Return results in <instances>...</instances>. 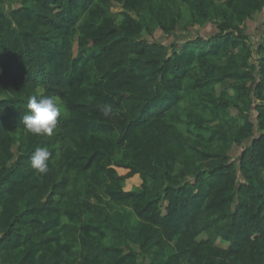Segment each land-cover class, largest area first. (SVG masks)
Listing matches in <instances>:
<instances>
[{
	"label": "trees",
	"instance_id": "obj_1",
	"mask_svg": "<svg viewBox=\"0 0 264 264\" xmlns=\"http://www.w3.org/2000/svg\"><path fill=\"white\" fill-rule=\"evenodd\" d=\"M260 14L264 0H0V264H264ZM33 95L61 106L52 136L21 122Z\"/></svg>",
	"mask_w": 264,
	"mask_h": 264
},
{
	"label": "clouds",
	"instance_id": "obj_2",
	"mask_svg": "<svg viewBox=\"0 0 264 264\" xmlns=\"http://www.w3.org/2000/svg\"><path fill=\"white\" fill-rule=\"evenodd\" d=\"M28 112L22 117L27 132L35 136H52L61 117L62 109L55 96L36 95L29 97ZM51 153L47 147L37 148L30 158L31 167L38 174L46 175L49 171Z\"/></svg>",
	"mask_w": 264,
	"mask_h": 264
},
{
	"label": "rangeland",
	"instance_id": "obj_3",
	"mask_svg": "<svg viewBox=\"0 0 264 264\" xmlns=\"http://www.w3.org/2000/svg\"><path fill=\"white\" fill-rule=\"evenodd\" d=\"M112 10L115 14H118L119 12H121V7L118 5H114ZM262 21L264 22V14H261L258 17L256 16L253 20L247 22V34L250 36L251 42L253 44H257L260 38L264 37V28L262 27ZM215 33L216 30L214 26L208 25L204 29L194 27L186 32H177L172 36H167L160 31H156L153 36H145L144 39H146L150 43L158 42L169 47L171 43L181 44L188 40L194 39L197 36L207 39ZM247 144L248 143H246V145ZM241 151L242 147H234L231 151V157L236 160ZM119 173L124 174L125 172L119 171ZM140 183V179L135 176L134 178L126 181L124 189L125 191H130L132 188L140 186ZM202 239H204L203 236L198 240Z\"/></svg>",
	"mask_w": 264,
	"mask_h": 264
},
{
	"label": "crops",
	"instance_id": "obj_4",
	"mask_svg": "<svg viewBox=\"0 0 264 264\" xmlns=\"http://www.w3.org/2000/svg\"><path fill=\"white\" fill-rule=\"evenodd\" d=\"M261 15V14H260ZM259 15H257V17H258Z\"/></svg>",
	"mask_w": 264,
	"mask_h": 264
}]
</instances>
